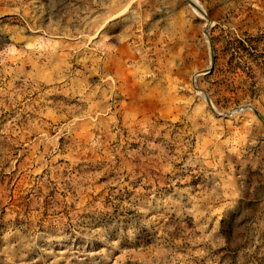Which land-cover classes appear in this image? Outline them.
<instances>
[{
	"label": "rangeland",
	"instance_id": "rangeland-1",
	"mask_svg": "<svg viewBox=\"0 0 264 264\" xmlns=\"http://www.w3.org/2000/svg\"><path fill=\"white\" fill-rule=\"evenodd\" d=\"M0 264H264V0H0Z\"/></svg>",
	"mask_w": 264,
	"mask_h": 264
},
{
	"label": "water",
	"instance_id": "water-1",
	"mask_svg": "<svg viewBox=\"0 0 264 264\" xmlns=\"http://www.w3.org/2000/svg\"><path fill=\"white\" fill-rule=\"evenodd\" d=\"M205 95H206V101H208L209 103H210V99H209V97L207 96V94L205 93Z\"/></svg>",
	"mask_w": 264,
	"mask_h": 264
}]
</instances>
